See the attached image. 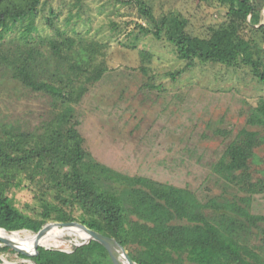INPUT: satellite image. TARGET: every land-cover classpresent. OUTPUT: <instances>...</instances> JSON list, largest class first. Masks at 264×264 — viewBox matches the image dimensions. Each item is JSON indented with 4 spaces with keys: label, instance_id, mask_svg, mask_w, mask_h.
Returning <instances> with one entry per match:
<instances>
[{
    "label": "trees",
    "instance_id": "16d2710c",
    "mask_svg": "<svg viewBox=\"0 0 264 264\" xmlns=\"http://www.w3.org/2000/svg\"><path fill=\"white\" fill-rule=\"evenodd\" d=\"M115 1L135 6L144 21L135 24L137 34H128L132 47L146 35L172 46L185 64L168 73L173 80L196 62L248 66L264 80V69L245 37L248 31L264 34V2L215 0L224 21L199 37L187 31L183 17L168 14L158 20L142 0ZM45 4L0 0V80L48 97L53 108L47 121L33 129L0 115V227L39 231L49 222H79L113 238L136 264H264V227L259 226L264 216L250 213L254 197L264 194V168L255 180L251 169L264 161L255 153L264 150V99L247 117V125L255 129L220 132L223 149L196 190L114 171L87 151L75 117V106L107 71V45L68 33L72 15L59 26L60 14L51 7L43 18L49 34L41 35L36 20ZM141 56L142 62L151 57L144 51ZM140 69L147 74L146 67ZM13 190L26 191L30 201L16 207L9 196ZM64 234L79 237L80 232ZM9 252L15 253L0 247V254ZM18 257L35 264H111L96 241L71 246L69 252L40 248L35 258Z\"/></svg>",
    "mask_w": 264,
    "mask_h": 264
},
{
    "label": "rangeland",
    "instance_id": "374dc122",
    "mask_svg": "<svg viewBox=\"0 0 264 264\" xmlns=\"http://www.w3.org/2000/svg\"><path fill=\"white\" fill-rule=\"evenodd\" d=\"M45 1L36 20L41 35L49 34L43 18L51 7L60 14L59 26L72 15L68 33L76 31L107 45L106 73L75 106L77 130L99 163L129 176L196 190L223 149L220 132L228 130L234 135L242 128L255 129L247 125V117L259 98L264 99V80L256 78L250 67L196 62L173 80L168 73L185 64L176 58L170 44L146 35L132 47L134 39L128 34H137L136 23L144 25L135 6L115 0ZM142 1L158 20L168 14L185 18L187 31L194 36L203 37L208 27L224 21L223 9L215 0ZM245 37L264 69V34L248 31ZM142 51L151 55L146 62H142ZM142 66L147 74L141 71ZM52 110L48 97L15 81L0 80V115L12 124L33 129L47 121ZM255 153L264 156L262 148ZM263 168L264 161L252 165L254 180L261 177ZM9 196L19 208L30 201L26 191L13 190ZM250 213L264 216V194L254 197ZM77 239L82 241L64 234L48 248L68 251L79 244ZM0 257L7 264H34L22 261L16 252Z\"/></svg>",
    "mask_w": 264,
    "mask_h": 264
},
{
    "label": "water",
    "instance_id": "95a60500",
    "mask_svg": "<svg viewBox=\"0 0 264 264\" xmlns=\"http://www.w3.org/2000/svg\"><path fill=\"white\" fill-rule=\"evenodd\" d=\"M263 16H264V7H263ZM260 25H264V21ZM260 25L253 26V27L258 28ZM51 227H57V228H62V229H78V230L84 232L86 235H88V239H82V242L79 243V245L87 244L90 241L98 242L99 244H101L106 249V251H107V253L109 255L111 264H118L117 260H116V258L114 256L113 244H115L118 248H120L123 251L125 259H126V261L128 263L136 264L128 256L127 251L124 249V247H122L120 244H118L113 238H109V237L103 236L102 234H99V233L89 229L88 227H86L85 225H83V224H81L79 222H49L48 224H46L39 231H32V230H28V229H21V230H16V231H7V230H5L2 227H0V230L4 231L6 233H9V234L29 231V232H31L33 234H36L38 237H42L46 233L47 229H49ZM1 243H2L3 246L12 249L17 254H20V255L28 257V258L37 257L39 255L40 248L49 249L48 247H45V246L36 247V250H35L34 254H28V253H25V252L17 250L16 248H14L11 244H9L7 242L1 241ZM26 260H29V259H22V261H26ZM0 264H7V263H5V259L4 258L0 257Z\"/></svg>",
    "mask_w": 264,
    "mask_h": 264
},
{
    "label": "bare ground",
    "instance_id": "6f19581e",
    "mask_svg": "<svg viewBox=\"0 0 264 264\" xmlns=\"http://www.w3.org/2000/svg\"><path fill=\"white\" fill-rule=\"evenodd\" d=\"M68 230L70 229L51 227L47 229L46 233L42 237H38L36 234H33L29 231L9 234L0 230V242L1 241L7 242L17 250L22 252H27L31 249H35L36 247L44 246L41 244L42 242L50 243L51 241L60 238ZM78 232H80L79 234L80 239H88V235H86L84 232L80 230H78ZM23 233L30 234L31 236H22L21 234ZM2 236L6 237L7 240L2 238ZM113 251L118 264H130L126 261L123 251L120 248H118L115 244H113Z\"/></svg>",
    "mask_w": 264,
    "mask_h": 264
},
{
    "label": "built area",
    "instance_id": "2783aa9c",
    "mask_svg": "<svg viewBox=\"0 0 264 264\" xmlns=\"http://www.w3.org/2000/svg\"><path fill=\"white\" fill-rule=\"evenodd\" d=\"M79 244H76V245H73V246H78ZM66 252H69V250L68 251H66Z\"/></svg>",
    "mask_w": 264,
    "mask_h": 264
},
{
    "label": "crops",
    "instance_id": "0c3cea01",
    "mask_svg": "<svg viewBox=\"0 0 264 264\" xmlns=\"http://www.w3.org/2000/svg\"><path fill=\"white\" fill-rule=\"evenodd\" d=\"M262 12H263V10H262Z\"/></svg>",
    "mask_w": 264,
    "mask_h": 264
}]
</instances>
